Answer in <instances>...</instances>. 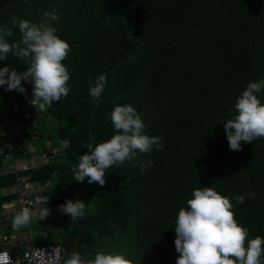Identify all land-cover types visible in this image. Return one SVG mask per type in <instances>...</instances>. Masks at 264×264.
<instances>
[{"label": "trees", "instance_id": "1", "mask_svg": "<svg viewBox=\"0 0 264 264\" xmlns=\"http://www.w3.org/2000/svg\"><path fill=\"white\" fill-rule=\"evenodd\" d=\"M13 18L48 20L70 45L62 61L71 74L70 91L38 117L27 114L30 101L19 91L0 87L2 102L16 100L24 110L17 118L19 135L1 124L0 112V139L7 147L0 151V169L14 158L50 155L52 146L69 142L46 164L20 173L29 182L53 183L47 192L58 223L52 227L68 226L62 241L40 233L45 224L22 227L34 232L33 243L62 244L68 250L65 264L70 252L94 257L103 247L100 239L121 235L124 252L140 264H176L178 211L201 186H214L229 198L255 192L242 204L233 200L234 216L248 228L249 239L264 237V137L234 151L224 129L247 84L264 79V0H0V28L13 33L9 43L21 38ZM6 65L19 73L27 69V61L11 54L0 62ZM100 74L107 84L93 100L89 79L94 83ZM21 83L30 88L28 81ZM258 97L264 102V91ZM123 104L142 113L146 132L161 136L164 147L106 169L91 211L73 221L59 208L72 199V169L89 152L88 143L112 137L109 116ZM5 116L12 119L9 112ZM49 118L57 122L58 134L49 129ZM141 160L153 166L141 171ZM17 184V174H0V191ZM19 197V192L0 195V211Z\"/></svg>", "mask_w": 264, "mask_h": 264}, {"label": "clouds", "instance_id": "2", "mask_svg": "<svg viewBox=\"0 0 264 264\" xmlns=\"http://www.w3.org/2000/svg\"><path fill=\"white\" fill-rule=\"evenodd\" d=\"M53 20L57 19L55 16ZM21 33L19 42L9 43L11 30L0 28V62L8 60L11 54L27 61V69L17 72L8 65L0 67V87L6 91L13 89L26 91L22 80L33 86L30 103L37 111L44 112L53 102L66 98L70 89L68 81L71 74L62 63L70 51V45L62 39L55 27L34 23L27 19L13 18ZM88 95L97 100L105 91L107 78L100 74L95 82L89 79ZM264 91V79L250 81L236 98L231 118L224 124L230 150L240 151L242 143H251L264 137V102L258 94ZM109 119L114 134L99 143H88L89 152L79 157L72 169L74 181L89 184H105L106 169L114 168L125 161L134 163L143 154L164 147L161 136L149 135L140 113L131 104L114 106ZM141 171L153 166V161L141 160ZM129 179V178H128ZM245 195L255 197V192L236 194L232 198L224 195L214 186H201L193 189L187 207L178 211L175 221V248L179 253L176 264H264V237L249 239V230L234 216L235 204L244 203ZM38 212L28 207L19 210L12 218V228L19 231L28 226L35 217L43 220L49 215L46 206ZM7 203V202H6ZM60 210L75 221L86 213L83 200L67 199ZM0 264H10L7 252H0ZM65 264H140L128 253L119 250H99L94 257L85 258L80 252L73 251Z\"/></svg>", "mask_w": 264, "mask_h": 264}, {"label": "built area", "instance_id": "3", "mask_svg": "<svg viewBox=\"0 0 264 264\" xmlns=\"http://www.w3.org/2000/svg\"><path fill=\"white\" fill-rule=\"evenodd\" d=\"M29 90L22 93L23 100L25 102L30 101V96L33 91V86L29 82ZM69 144L68 141H63L61 145L52 146V153H44L43 155H34L30 161H26L23 158H14L11 162H4V166L0 169V174L13 172L18 175L19 184L23 185L19 188L18 192L20 197L14 201H8L6 208L1 211L0 219L12 220L14 215L24 207H28L34 213L38 212L40 208L45 206V201L48 197L47 207L49 209V215H53L54 211L50 207L52 200L51 195L47 192L48 184H41L39 181L30 179L29 175H20L21 172L30 171L32 168L39 165L46 164L52 157L57 156L62 150ZM7 158L12 157V154H8ZM46 192V193H44ZM10 192L9 188H3L0 191L1 195H7ZM28 235L24 234V238L27 239ZM30 247L22 253L21 251L17 256H13L12 251L6 248H0V252H7L10 256V264H21L24 260H28L30 264H63L67 255V248L60 243L51 242L47 244H35L31 242Z\"/></svg>", "mask_w": 264, "mask_h": 264}, {"label": "rangeland", "instance_id": "4", "mask_svg": "<svg viewBox=\"0 0 264 264\" xmlns=\"http://www.w3.org/2000/svg\"><path fill=\"white\" fill-rule=\"evenodd\" d=\"M42 23L46 24V25H50L48 20H44ZM25 89H26V91H28V87H25ZM18 95L21 96L22 93L19 92ZM28 106H29V108H26L27 114L29 116H34V117L37 116L38 117L40 111H37L36 108L31 103ZM10 108H12V109H10ZM21 109L22 108H20L16 104V100L15 101L13 100V102H11V101H9L7 99V101L4 103V102H2V99H0V112L3 115L2 116V120H1V124L4 127H7V129H11V132H13L14 135H19V134L22 133V128H21L20 123H19V121L17 119L18 116H19V112L24 111V110H21ZM8 112H9V114H11V118L12 119H10L9 117L5 116L6 113H8ZM48 122L51 124L49 129H54L55 134H58V132L56 130L57 122L54 119H51V118L48 119ZM58 140L59 139L56 138V139H54V142H56ZM2 143H3V141L0 139V151H4L7 148V147H3ZM29 144H31V143H29ZM37 148H38L37 146L33 147V150H30V152L32 154H35L36 153L35 150H37ZM28 157H30V159H32L34 157V155H30ZM23 159L26 160V158H23ZM17 185H19V184H17ZM96 185H97L96 183L89 184L87 182V178L85 179L84 182L73 181L72 186L70 188L71 189L70 191H71L72 200L73 201H75L76 199L83 200L86 203V209L91 211V207H93V205L96 203L97 197H98V193L96 192V189H95ZM12 187H14V186L9 187L10 192H14L15 191V190L12 189ZM6 207L7 206L4 203L3 206H2L1 211L4 208H6ZM53 218H54L53 216H47L43 220H37L34 217L33 221L31 222V224H33V225L37 224L38 225L39 222H41V225H42V223L46 222L45 226L43 227V231H40V233L45 234V233H49L50 232L52 234V237H53L51 239V241H54V240L55 241H62L63 236L65 235V231H66V229H68V226H66L64 224L61 225L59 223V226L52 227V225L54 223H56V222L58 223V221L55 218L54 219ZM5 222L7 223L8 220H6ZM3 225H5V224H3ZM46 229H48V232H46L47 231ZM26 234L28 235L27 239H25L26 240V244H27L26 247H30L31 246L30 244H31V242L33 240V237H32V235L30 233H26ZM100 241L104 242V244L102 245L103 247L100 248V250L101 249L102 250H119V251H123L124 252L121 235L116 236L114 238H108V237L105 236V237H103L102 240L100 239ZM96 247H98V246L96 245ZM131 249H133L132 245L130 247V252H131ZM69 255H71V252L69 253ZM87 256H90V253H88Z\"/></svg>", "mask_w": 264, "mask_h": 264}, {"label": "crops", "instance_id": "5", "mask_svg": "<svg viewBox=\"0 0 264 264\" xmlns=\"http://www.w3.org/2000/svg\"><path fill=\"white\" fill-rule=\"evenodd\" d=\"M8 147H10V145H8ZM8 162H11V161L9 160V161H7V163ZM52 184L53 183L48 184V186H50L49 187L50 190H52V186H53ZM22 185H23V183H20L19 185L12 187V189L15 190L14 192H18L17 190H19V188ZM12 201H14V200H12ZM52 210H53V208H52ZM0 214H1V211H0ZM48 216H51V215H48ZM39 223L41 225V222H39ZM3 224H5V225H3ZM11 224H12V220H8V222L6 223L5 220L0 219V248H6L12 252H18V253L20 251L23 252V250H25V247L27 245L26 240L24 238V234L30 233L33 237L34 232L31 229L30 230L16 231L12 228ZM42 224H46V223H42ZM51 237H52V235H51ZM32 242H33V240H32Z\"/></svg>", "mask_w": 264, "mask_h": 264}, {"label": "water", "instance_id": "6", "mask_svg": "<svg viewBox=\"0 0 264 264\" xmlns=\"http://www.w3.org/2000/svg\"><path fill=\"white\" fill-rule=\"evenodd\" d=\"M26 161H28V162H29V161H30V157L26 158Z\"/></svg>", "mask_w": 264, "mask_h": 264}]
</instances>
